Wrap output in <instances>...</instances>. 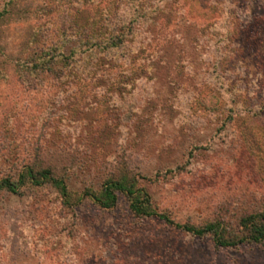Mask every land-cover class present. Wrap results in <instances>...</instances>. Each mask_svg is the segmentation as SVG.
Listing matches in <instances>:
<instances>
[{
    "label": "rangeland",
    "instance_id": "1",
    "mask_svg": "<svg viewBox=\"0 0 264 264\" xmlns=\"http://www.w3.org/2000/svg\"><path fill=\"white\" fill-rule=\"evenodd\" d=\"M217 1L168 0L129 64L52 87L27 63L49 1L0 0V180L36 163L68 193L0 191V264H264V239L220 248L84 196L128 176L156 213L224 236L264 214V0Z\"/></svg>",
    "mask_w": 264,
    "mask_h": 264
},
{
    "label": "trees",
    "instance_id": "2",
    "mask_svg": "<svg viewBox=\"0 0 264 264\" xmlns=\"http://www.w3.org/2000/svg\"><path fill=\"white\" fill-rule=\"evenodd\" d=\"M48 1L43 12L51 14L53 21L48 23V29L44 30L46 35L42 38V30L34 33L32 52L38 56L32 55L27 63L32 72L44 73L48 85L52 87L58 84L67 87L70 80L74 79H92L98 72L120 68L119 62L122 65L123 62L129 64L135 59V53L150 46L154 30L167 26L173 20L170 9L164 11V7L169 5L168 0ZM209 1H212L211 9L219 3L217 0H195L197 10L204 12L205 8L201 4ZM228 4H232V0H228ZM2 15L0 12V17ZM241 50L237 47L233 55L241 54ZM259 78L264 79L262 72ZM44 186L52 188L63 200L61 203L68 205L65 182L62 177L54 176L49 167L31 163L14 179L0 180V191L16 197ZM118 194L126 198L127 210L134 218L151 217L194 237L208 235L213 244L220 248L240 244L260 245L264 239V214L242 217L238 224L239 231L231 236L223 235V228L218 222L202 227L174 223L165 214L153 210L146 192L137 188L134 179L128 176L106 180L98 192H86L84 196L98 208L109 209L115 206Z\"/></svg>",
    "mask_w": 264,
    "mask_h": 264
}]
</instances>
